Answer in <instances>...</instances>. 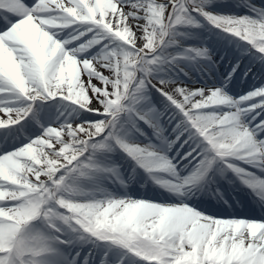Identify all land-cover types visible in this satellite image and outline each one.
<instances>
[{"label":"snow or ice","instance_id":"1","mask_svg":"<svg viewBox=\"0 0 264 264\" xmlns=\"http://www.w3.org/2000/svg\"><path fill=\"white\" fill-rule=\"evenodd\" d=\"M0 264H264V0H0Z\"/></svg>","mask_w":264,"mask_h":264},{"label":"bare ground","instance_id":"2","mask_svg":"<svg viewBox=\"0 0 264 264\" xmlns=\"http://www.w3.org/2000/svg\"><path fill=\"white\" fill-rule=\"evenodd\" d=\"M236 2H238V0H228V1H225L224 3H236ZM244 14V13H243ZM223 58V59H222ZM213 59L214 60H218L219 61V64L217 65V67H220V68H226V69H230V64L231 63H235V59L234 58H232V55H231V53H229L228 51H226L225 49H218L217 51H216V54L213 56ZM249 66H251V67H253V71H255V65H252V64H250V62L248 61V60H246V59H242L241 60V68L240 69H238L237 70V73H239V75H242V77H244L243 76V74H242V70L243 69H246L247 67H249ZM219 69V68H218ZM186 70L189 72V76H190V73L191 74H193L194 76H190L191 78H192V80L191 81H193L194 79H198V76H197V71H196V69L194 68V67H192V66H187L186 67ZM247 79H248V82L249 83H251V84H258V82L260 81V79H261V73H259V72H256V75H255V77L253 78V75H252V73H249V76L248 77H246ZM190 81V82H191ZM192 83V82H191ZM187 86L188 87H194V86H190V84L188 85L187 84ZM201 86V85H200ZM199 87V86H198ZM234 88H236V87H233V89ZM232 89V90H233ZM238 183V182H237ZM146 186H148V185H145V187ZM227 187V186H226ZM228 189V191L230 190V193H231V195H229V193L226 195V196H229V197H231V196H236V197H238V198H240V199H245V200H248V198H245V197H242V196H240L239 194H237V189H235V190H233L232 188H230V187H227ZM142 190H145V189H143V188H141ZM247 203V202H246ZM248 204V203H247ZM238 206V208H240V205H237ZM217 211H220V212H224V209H216ZM245 210L246 211H250V212H252L253 211V208H248V207H245ZM232 210H228V212H231ZM260 212V211H259Z\"/></svg>","mask_w":264,"mask_h":264},{"label":"rangeland","instance_id":"3","mask_svg":"<svg viewBox=\"0 0 264 264\" xmlns=\"http://www.w3.org/2000/svg\"><path fill=\"white\" fill-rule=\"evenodd\" d=\"M225 1H228V0H223V2H225ZM242 13H243V12H240V14H242ZM195 82H197V84H194L193 86H194V87H195V86H197V87L199 86V87H200V84H201V83L198 82V81H195Z\"/></svg>","mask_w":264,"mask_h":264}]
</instances>
